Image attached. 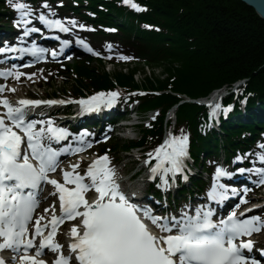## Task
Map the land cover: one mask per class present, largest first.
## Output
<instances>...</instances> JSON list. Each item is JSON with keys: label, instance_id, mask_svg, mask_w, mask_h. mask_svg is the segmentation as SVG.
Wrapping results in <instances>:
<instances>
[{"label": "snow or ice", "instance_id": "snow-or-ice-1", "mask_svg": "<svg viewBox=\"0 0 264 264\" xmlns=\"http://www.w3.org/2000/svg\"><path fill=\"white\" fill-rule=\"evenodd\" d=\"M131 2L124 0L125 4ZM42 4L48 11L41 10L36 15L24 0L14 3L12 6L19 10L20 16L17 26L28 25L32 19H38L49 30L70 32L72 29L69 25L86 27L77 24L74 18L61 19L53 12L48 0H42ZM132 6L140 7L135 3ZM40 31L43 29L32 26L26 29L24 35ZM71 43L64 40L60 47L63 49ZM76 43L92 51L83 39H77ZM16 47L13 46L12 50ZM6 50L9 49L0 47V52ZM19 51L41 56L48 49L33 41L29 47L19 46ZM52 55H56L54 49ZM15 67L0 70V75H14L16 78L26 75L15 71ZM4 88V85H0V90ZM118 95L117 91L98 92L81 99L80 103L88 111L93 103L98 104L103 99L113 102ZM66 102L31 99L12 102L0 96V105H3L0 109V251L12 250L16 254V264H49L40 258L45 250L56 254L52 264H260L244 251L254 246L250 238L252 234L264 229V218L258 215L244 217L243 213L238 214L233 210L217 220L213 218L215 209L210 203L194 209L191 205H185L178 215H158L150 207L132 201L130 195L135 196V193L129 195L121 187L115 168L109 166L106 153L94 159L83 175L76 171L79 164L74 163L71 170L63 171V183L50 176L49 173L58 168L61 154L83 149L71 145L53 147V143L65 140L70 135L69 130L57 125L51 118L39 121L29 119L28 106ZM221 107L216 103L213 113ZM231 108L232 105H228L223 110L227 113ZM76 139L84 141V136ZM188 145V134L181 130L179 135L169 133L163 143L148 154L145 163L155 157L151 178L155 179L159 174V187L167 189L171 186L169 174L172 181H175L177 173L183 174L184 179L188 178L184 174ZM260 148L264 149V144ZM250 154L264 162V150ZM244 158V155H237L235 160ZM237 171L255 172L259 177L256 183L264 184V167L239 168ZM232 175L224 167L217 166L213 184L207 193L209 202H222L237 192V189L221 182L222 177ZM43 183L54 186L52 195L58 196L59 200V214L56 212V201L44 209L45 213L51 209L50 219L44 214L35 215ZM69 183L74 187H68ZM90 189L96 193L91 199L86 196ZM247 191L245 188V195ZM248 211L250 209H245V212ZM77 217L80 222L71 224L68 232L71 239L65 253L64 245L56 239L57 232L66 220ZM153 226L159 231H154ZM246 236L249 238L245 239ZM33 249L34 253L30 254ZM0 264H7L3 255H0Z\"/></svg>", "mask_w": 264, "mask_h": 264}, {"label": "trees", "instance_id": "trees-1", "mask_svg": "<svg viewBox=\"0 0 264 264\" xmlns=\"http://www.w3.org/2000/svg\"><path fill=\"white\" fill-rule=\"evenodd\" d=\"M150 5L152 12L142 19L162 25L167 31L147 32L136 27V35L143 39L146 47L156 60H170L165 69L169 73L166 80L146 78L144 87L175 91L189 96L203 95L212 88L232 82L244 76H251L249 88L256 96L249 98V108L264 99V19L241 0H142ZM181 55L180 61H173ZM177 63V64H175ZM85 74L91 77L88 86L94 88L114 86L108 75L96 76L95 70L84 66ZM134 71L119 72L116 82L121 86L139 87ZM87 76V78H89ZM95 76V77H94ZM179 99L173 94H148L143 97L144 107H162ZM264 107V102L261 104ZM260 105V106H261ZM259 106V107H260ZM199 107L184 104L179 108L178 123H187L195 131L198 125ZM252 113V112H251ZM236 128L225 122L223 133L230 140L232 133H240L243 128L254 129L248 122L238 121ZM153 128L142 129L138 142H149L151 136L160 134L162 117L153 122ZM203 137H200L202 139Z\"/></svg>", "mask_w": 264, "mask_h": 264}, {"label": "rangeland", "instance_id": "rangeland-1", "mask_svg": "<svg viewBox=\"0 0 264 264\" xmlns=\"http://www.w3.org/2000/svg\"><path fill=\"white\" fill-rule=\"evenodd\" d=\"M181 58H182V56L178 55V56L175 57L174 61H180ZM165 65H166V63L161 62V63H156L154 65L150 64L148 66H139V70H137L136 72L134 71V73H135L134 76H135V78L138 81H143V80H145L148 77L151 78V80L155 79L156 77L157 78H161V77L164 78L167 75V71L165 69ZM106 70H108L111 74H114V73L117 74V71L119 70V68H117V66H111L110 65V66H106ZM69 76L72 77V75H69ZM53 81H55V80L52 77L50 78L49 76H44V78H42L41 81L39 82V85H41V87L39 89L36 88L33 85L32 86H27V88H28V90H33V91H44L45 88H46V84L49 83V82H53ZM55 82L58 85L62 84L61 81H58V82L55 81ZM242 90H244V91H246V90L252 91V89H250L249 86H247L246 88H244ZM253 91H255V90H253ZM140 111H141L140 113L143 112L142 113L143 119H145V116L147 117V116H152L153 114H155V111H152V110H148V111L144 112V108L142 110H140ZM141 121H143V120H141ZM131 133H133V132H131ZM132 135H134V134H132ZM118 138L119 139H124L123 137H120V136ZM131 153H133V151L120 153V154L126 155V154H131ZM131 164H132V162L129 161L130 167L132 166ZM133 172H131L130 174H132Z\"/></svg>", "mask_w": 264, "mask_h": 264}, {"label": "water", "instance_id": "water-1", "mask_svg": "<svg viewBox=\"0 0 264 264\" xmlns=\"http://www.w3.org/2000/svg\"><path fill=\"white\" fill-rule=\"evenodd\" d=\"M253 7L256 12L264 19V0H242Z\"/></svg>", "mask_w": 264, "mask_h": 264}, {"label": "bare ground", "instance_id": "bare-ground-1", "mask_svg": "<svg viewBox=\"0 0 264 264\" xmlns=\"http://www.w3.org/2000/svg\"><path fill=\"white\" fill-rule=\"evenodd\" d=\"M105 1H106V0H99V1H96V3L101 5V4H104ZM134 153L137 154V153H140V151L137 150V151H135ZM238 193H240L239 190H238L237 194H238Z\"/></svg>", "mask_w": 264, "mask_h": 264}]
</instances>
